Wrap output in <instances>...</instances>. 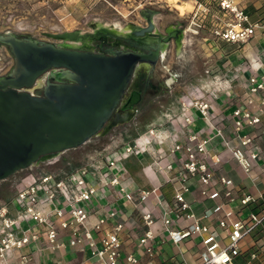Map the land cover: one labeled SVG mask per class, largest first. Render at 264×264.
Masks as SVG:
<instances>
[{"label":"built area","instance_id":"obj_1","mask_svg":"<svg viewBox=\"0 0 264 264\" xmlns=\"http://www.w3.org/2000/svg\"><path fill=\"white\" fill-rule=\"evenodd\" d=\"M194 3L197 4L194 15L199 13V20L195 23L208 29L216 41H247L256 32L257 25L259 26V23L249 21L244 6L238 0H195ZM9 57L8 61H13V56ZM260 64L263 67L259 65L260 70L254 71L243 85L241 100L245 105L239 104L232 110L235 131L232 139L224 137L221 127L212 126L215 129L212 135L189 131L182 141L175 139L170 148L171 152H181V162L178 164L177 174L169 177V180L178 182V185L174 188L171 203L161 212V218L168 231V238L175 243L196 233L202 236L203 247L199 252L198 264H249L257 255L255 251L246 253L242 241L257 228L264 231V206L258 212L250 209L245 215L238 214L229 202L238 199L243 206H250L256 202V197L250 193L239 194L227 176L215 171L207 156L210 154L208 143L215 136L222 138L226 149L247 172L264 156V127L261 126V115L264 114V63ZM4 65L5 62L1 61V67ZM208 107V103L200 105L204 115ZM107 161L108 166H112L113 160ZM92 166L103 167L99 163ZM165 166L167 169L172 168L170 162ZM27 176H31V180L23 182ZM194 176L205 185H210L216 179L217 186L212 191L200 188L207 198L216 199L221 195V190H224L226 201L214 203L202 215L206 217L216 214L217 226L222 233L201 224L198 218L179 228L172 227L181 217H194L191 204L183 194L189 189V179ZM89 181L91 180L86 166L62 177L46 170L42 173L33 169L21 171L11 184L16 214L10 213L7 203L0 204V264H13L15 259L20 264H30L32 257L19 253L30 242L50 249L60 248L65 243L77 249L88 247L90 255L99 264H136L138 257L135 254L126 252L122 255L120 233L125 223L116 218L115 209L107 210L104 215L90 223L91 209L88 204L96 189ZM117 182L116 177H113L110 184ZM120 191L127 199L135 200V206L141 210L148 228L139 238V243L144 245L147 252H151L152 245L149 240L153 233L150 225L155 219L152 211L143 210V203L153 190L140 189L138 195H135L121 186ZM24 220L30 221L27 227L21 224ZM64 230L68 235L66 241L61 236ZM95 233H100L99 243L95 239ZM17 252L19 254L15 255Z\"/></svg>","mask_w":264,"mask_h":264},{"label":"crops","instance_id":"obj_2","mask_svg":"<svg viewBox=\"0 0 264 264\" xmlns=\"http://www.w3.org/2000/svg\"><path fill=\"white\" fill-rule=\"evenodd\" d=\"M238 1L244 6L249 21L259 23V26L257 25L256 32L247 41L234 42V46H232V42L216 41L212 37L209 39L208 45L212 52L217 53V61L220 63L215 69L217 74H213V77L217 76L218 79L209 81L211 86L205 96L209 107L205 115L196 105L186 107L181 103L173 102V100L165 102L164 105L149 103L147 104L149 109L158 110L164 115L171 110H177V113H174L175 119L161 122L152 129V118L147 121H132L124 127L123 131L126 136L134 131L139 133L132 140L134 151H126L121 147L116 156L112 151L105 152L106 148L103 146V151H99L100 156L97 160L103 167L96 168L92 166L93 164L85 165L91 180L89 182L96 189L88 204V208L91 209L90 223L104 215L107 210L115 209L117 211L116 218L125 223L120 233L122 255L126 252L135 254L138 257L136 264H198L200 262L199 252L203 247L202 236L196 233L175 243L168 238V231L161 218V212L167 204L171 203L174 188L178 185V182L169 180V177L177 174L178 164L181 162V152H171L170 148L176 138L179 142L182 141L189 131L200 132L201 135H212L215 132L212 126L221 127L225 138L232 139L234 137L232 110L239 104L245 105L241 100L243 85L254 71L260 70L259 65L261 68L263 67L260 63H264V0ZM169 26L175 25L170 24ZM209 83L207 82V84ZM200 89L201 87L196 88L192 92L199 94L201 93ZM171 92H174V95L179 99H183V92L180 89L171 90L168 88V93ZM188 117L189 122L185 121ZM261 118V126L264 127V114L261 115ZM150 130H153V133H150ZM233 141L235 142L234 139ZM109 144L110 140L106 142V145ZM208 148L210 154L207 156V160L213 164L215 171L227 176L239 194L250 193L256 197L255 203H262L264 206V156L253 165L250 172H247L226 149L221 137H213L208 143ZM114 156L118 158L113 159L112 166L105 165V162ZM169 162L172 164L171 169H167L165 166ZM77 169H61L52 172L62 177ZM39 171L42 173L44 170ZM113 177H116L118 182L111 185L110 181ZM29 180H31V176H27L23 182ZM188 184L189 189L185 190L183 194L191 204L194 217H181L175 221L172 227L179 228L191 223L194 218H198L201 224L208 225L211 230L222 233L217 226L218 216L216 214L206 217L202 215L214 203L226 201L224 190H221V195L218 198L210 199L201 193L200 188L204 187L208 191H212L217 186L216 179L210 185H205L194 176L189 179ZM121 186L134 192L135 195H138L140 189L153 190L143 203V210L152 211L155 219L150 225L153 233V237L149 240L152 245L151 252H147L144 245L139 243V238L148 228L141 210L135 206V200L127 199L123 195V192L120 191ZM13 196L14 190L12 189L1 191L0 204L7 203L10 213L15 215L16 206L12 201ZM228 204L240 215L247 214L252 207V205L243 206L238 199ZM21 224L23 227H27L30 221L24 220L21 221ZM99 235L100 233H95L97 243H99ZM61 236L62 240L66 241L68 235L65 230L62 231ZM242 244L246 253L255 251L257 254L249 264H264V231L261 228H257L251 235L246 236ZM19 253L30 255L32 257L30 264H99L90 255L88 247L77 249L68 243L60 248L50 249L36 242H30L23 246ZM19 253L17 252L15 255ZM13 264L20 263L15 259Z\"/></svg>","mask_w":264,"mask_h":264},{"label":"water","instance_id":"obj_3","mask_svg":"<svg viewBox=\"0 0 264 264\" xmlns=\"http://www.w3.org/2000/svg\"><path fill=\"white\" fill-rule=\"evenodd\" d=\"M146 20L147 25L134 33L154 28L148 15ZM69 35L49 33L61 39ZM0 42L15 60L11 71L0 75V179L96 134L118 112L135 64L155 56L123 49L94 52L10 31L0 33ZM47 71L56 81L45 83L43 94L29 92L26 88Z\"/></svg>","mask_w":264,"mask_h":264},{"label":"rangeland","instance_id":"obj_4","mask_svg":"<svg viewBox=\"0 0 264 264\" xmlns=\"http://www.w3.org/2000/svg\"><path fill=\"white\" fill-rule=\"evenodd\" d=\"M194 2L195 0H0V33L10 31L38 40L66 43L65 45L87 44L95 39L94 36L99 30H104L105 33L112 28L120 30L130 26H142L140 24L147 23V13L151 12L148 8L156 11L153 12L154 26L161 34H166L162 32L166 25L183 23L180 47L176 39H174L175 44L174 41H170L165 55L161 56L149 71V74L156 79L161 78L162 75L168 76L167 82H172L171 90L180 89L183 92V99H179L174 92L168 93V88H161L156 93H146L142 102L135 104L132 108L134 113L129 120L117 123L105 134L96 133L75 147L66 148L50 158L36 161L31 164V168L28 166L23 170H16L7 179L0 180V192L4 189L10 190L12 182L21 171L33 169L50 172L61 169L70 170L88 164L97 165L99 151H103V146L106 148L105 152L112 151L116 156L121 147L126 151H134L132 140L139 133L134 131L126 136L123 131L126 125L132 121H147L152 118V129L156 128L159 123L166 120L172 121L176 117L177 110H171L164 115L158 110L149 109L147 106L149 103L164 105L165 102L173 100L186 107L196 105L199 109L201 104L208 103L205 96L211 86L209 81L218 79L217 76L213 77V74H217L215 69L220 62L217 61V53L212 52L208 45L212 37L208 29L195 23L199 20V13L194 15L197 6ZM178 3L182 4L183 12L179 11ZM170 27L174 26H168ZM63 32L74 33L76 37L81 35L82 38L81 40L78 38L65 40L49 36V33L61 34ZM116 42L122 45L127 43L120 40ZM231 44L234 46V43ZM10 52L9 47L0 42V57L2 58H0V75L7 74L13 67L14 59L8 61L11 56ZM1 61L5 62L3 67H1ZM200 87L201 93L192 92ZM118 109L119 105L115 111ZM109 140L110 144L106 145ZM116 158L118 157L114 156L111 159ZM105 163L108 165V161Z\"/></svg>","mask_w":264,"mask_h":264},{"label":"flooded vegetation","instance_id":"obj_5","mask_svg":"<svg viewBox=\"0 0 264 264\" xmlns=\"http://www.w3.org/2000/svg\"><path fill=\"white\" fill-rule=\"evenodd\" d=\"M135 24H137V23H135ZM173 24L175 25L174 27L168 28V26L170 24H168L164 27V30L162 32L166 33V34H161V33L157 32L156 34L153 33L150 35L157 37L158 42L164 43L163 37H165L166 35H168V34L171 35L174 33L176 36L177 33H178V35H180V33H181V30L183 28V23L179 22V23H173ZM140 25H142V26H130L131 29L129 32H131V33L133 32L132 34H134L133 38L128 37V39H130V40H128L127 37H122L121 35H118V33H115L114 31H112L111 29L108 28L109 30L107 32H105L106 34L103 32L104 30H99V32L94 36L95 39L91 40L87 44H81V46L84 47L83 49H85V50H90V51H94V52H102V53H106V54H112L113 52L120 50V49L138 51V52H143V53H154L155 52V56L151 60H139L135 64L131 78H130V80H129L126 88H125L124 99L127 98V96L130 94L128 97V99H129L134 92L140 93L139 100L135 104L142 102L146 93H150V92L156 93V92L160 91L161 88H164V89L170 88L171 87L170 84L172 83V82L171 83L167 82L168 76L165 77L162 75L161 78L156 79L152 74H149V71L151 70L152 66L156 64V62L159 60V58L161 56H163L162 55V47L163 46L159 45V43H157V42H155V44H153V45L137 44L134 41V38L138 39V36H136V33H134V31L141 29V27L147 25V23L146 24H140ZM174 30H175V32H174ZM18 36H22V35H18ZM147 36L148 35L144 36V38ZM24 37H28V36H24ZM76 38L81 40L82 36L78 35V37H76ZM139 39H141V38H139ZM174 39H175L174 35L171 36V38L168 39L169 42L167 44L169 45L170 41H174ZM117 40L126 41L127 42L126 44L130 43L132 46L124 47V46H122V43L120 44V42L115 43V41H117ZM56 43H58V42H56ZM175 43L176 42L174 41V44ZM11 55H12V53H11ZM13 59H14V56H13ZM13 66H14V63H13ZM39 77H41V79L43 81V85L41 87H37L38 85L34 86V84H35L34 83L32 86L26 88L29 92L34 93V94H43V86L45 85V83H47L48 81H56L54 76H52L50 74V72H48V71L41 74ZM123 102L124 101H121V103H119L118 112L110 119V121L108 119L103 124L101 129L97 132V133H99V135H102V134H105L106 132H108V130L110 129L108 127L109 124L111 123L113 118L116 117V115L118 113H122V114L125 113V110H123V106L121 108V105L124 104ZM125 102H126V100H125ZM105 127H106V129H108V128L109 129L105 130Z\"/></svg>","mask_w":264,"mask_h":264},{"label":"bare ground","instance_id":"obj_6","mask_svg":"<svg viewBox=\"0 0 264 264\" xmlns=\"http://www.w3.org/2000/svg\"><path fill=\"white\" fill-rule=\"evenodd\" d=\"M179 4V3H178ZM179 6V11L180 12H183V6H182V4H179L178 5ZM148 10H150L151 11V9H149L148 8ZM147 15L150 17V19L153 21V23H154V13L151 11L150 13H147ZM146 15V16H147ZM172 25H174V24H172ZM130 27H127V28H122V29H120V30H118V29H115V28H112L111 30L112 31H116L118 34H122L121 36L122 37H131V38H133V36H134V34H132L131 32H129L130 31ZM158 31L156 30V27L154 26V28L151 30V31H146L144 34H142V35H138V34H136V36H139L138 37V39L137 40H139V41H141L143 44H145V45H153V44H155V42H157V43H159V45H162L163 47H162V55L164 56L165 55V53H166V50H167V46H168V42H169V40L168 39H163L164 41V43H160V42H158V38L157 37H155V36H153V35H150V34H153V33H157ZM174 32H175V30H174ZM171 33V32H170ZM180 33V32H179ZM69 34H71V35H69V38H65V40H70V39H76V34H72V33H69ZM124 34V35H123ZM146 35H148L147 37H145L144 38V36H146ZM139 38H141V39H139ZM143 38V39H142ZM164 38V37H163ZM174 38L177 40V43H178V45H179V47H180V44H181V38H182V35L180 34V35H178V33H177V35L175 36L174 35ZM135 39V38H134ZM66 44V43H65ZM65 44H63V45H65ZM67 46H75V47H80V48H84V47H82V46H80V45H67ZM122 46H124V47H128V46H132L130 43L129 44H126V45H122ZM135 46V45H134ZM138 50V49H137ZM45 75V74H44ZM42 77V76H41ZM41 77H39L38 79H37V81L35 82V84H34V86H36V85H38L37 87H41L42 85H43V81H42V79H41ZM139 95H140V93H138V92H134L133 94H132V96L128 99V100H126V102H124V104H123V110H125V113L124 114H122V113H118L117 115H116V117H114L113 118V120L111 121V123L109 124V128H111L112 126H114L115 124H117V123H119V122H122V121H124V120H126V119H128V118H130L132 115H133V111H132V107L135 105V102H136V100H137V98L139 97ZM126 99V98H125ZM124 99V100H125ZM139 100V99H138ZM110 121V120H109ZM108 121V122H109ZM108 128V129H109ZM150 133H153V130H150Z\"/></svg>","mask_w":264,"mask_h":264},{"label":"trees","instance_id":"obj_7","mask_svg":"<svg viewBox=\"0 0 264 264\" xmlns=\"http://www.w3.org/2000/svg\"><path fill=\"white\" fill-rule=\"evenodd\" d=\"M5 190H8V189H4L3 191ZM262 208H263L262 203H254L252 204V207H251V209L254 210L255 212H258Z\"/></svg>","mask_w":264,"mask_h":264}]
</instances>
